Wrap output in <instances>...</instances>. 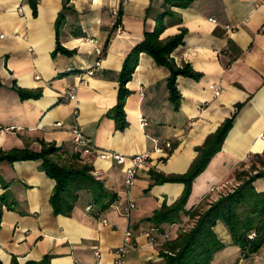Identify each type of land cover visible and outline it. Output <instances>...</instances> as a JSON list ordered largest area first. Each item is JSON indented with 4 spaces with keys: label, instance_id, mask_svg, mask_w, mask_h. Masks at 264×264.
I'll return each mask as SVG.
<instances>
[{
    "label": "crops",
    "instance_id": "0c3cea01",
    "mask_svg": "<svg viewBox=\"0 0 264 264\" xmlns=\"http://www.w3.org/2000/svg\"><path fill=\"white\" fill-rule=\"evenodd\" d=\"M164 4L165 0H0V34L5 36L0 41V153L55 146L58 155L68 159L74 153L72 130L79 128L95 151L84 156L83 163L116 197L112 204L136 205L127 218L112 206L103 210L91 193L82 191L70 215H55L50 199L56 182L43 171V162H2L3 264L46 257L50 264H96L97 253L109 264L128 229L134 236L125 264H166L167 243L191 223L184 211L202 205L218 184L235 180L243 165L247 169L241 171L254 165L262 169L251 160L264 156V0H193L186 8L166 10ZM115 7L121 13L120 32L113 26ZM167 10L161 39L184 32L183 44L171 57L180 68L190 65L200 78L177 77V104L171 98L170 69L141 53L126 84L124 120L119 123L115 110L126 60ZM98 49L102 56L96 68ZM69 91H74L75 100L67 97ZM231 118L232 128L192 182L177 222L157 226L154 217L179 203L186 188L182 182L162 179L187 174L198 151ZM109 152L125 155L126 164L96 157ZM144 153L150 158L128 188L124 170L132 165L129 158ZM253 187L264 193V178ZM215 233L225 249L213 264L264 260V246L241 260V249L233 245L223 222L217 223Z\"/></svg>",
    "mask_w": 264,
    "mask_h": 264
},
{
    "label": "trees",
    "instance_id": "16d2710c",
    "mask_svg": "<svg viewBox=\"0 0 264 264\" xmlns=\"http://www.w3.org/2000/svg\"><path fill=\"white\" fill-rule=\"evenodd\" d=\"M193 0H165L167 8H186ZM170 11H165L157 19L153 32L147 33L143 42L138 44L128 56L123 72L122 85L119 92L118 105L115 110L117 122L124 120V101L128 94L126 84L130 80L138 63L141 53H147L158 65L170 69L169 86L172 100L178 104L180 94L176 87L177 77L184 76L198 80L200 74L196 73L190 65L178 67L172 59V53L183 44L185 34L182 32L167 40H162L161 35L165 30V18ZM58 51L67 55L72 52L58 47ZM22 98L27 95L20 93ZM232 118L227 120L215 135L208 139L204 148L192 165L189 172L182 176L163 178V182H182L185 184V192L182 200L172 208L159 212L155 217L157 226L161 224L176 223L179 212L184 210V204L191 192V184L217 154L228 131L232 128ZM59 149L55 146L44 147L40 152L28 150H16L9 153H0V163H14L18 161L41 160L42 169L56 182L50 202L55 215H70L79 198V193L87 191L91 193L95 205L103 210L112 206L116 197L109 194L104 183L92 175L93 168L84 164V157L72 153L68 159H62ZM262 169L257 165L249 171L236 173L235 180L240 185L233 193L222 196L221 199L204 212L198 208L191 211H184L189 216V228L182 229L176 237L167 243V250L163 253L166 264H213L214 257L225 249V245L218 239L215 227L219 221L228 228L233 245L241 249V260L249 259L258 254L264 246V193H258L253 183L264 178V156L259 157ZM4 203L5 198L2 197ZM3 210H0V226ZM254 232L255 237L249 238ZM0 264H3L0 261ZM11 264H19L15 259ZM26 264H50L48 257L40 262H28Z\"/></svg>",
    "mask_w": 264,
    "mask_h": 264
},
{
    "label": "built area",
    "instance_id": "2783aa9c",
    "mask_svg": "<svg viewBox=\"0 0 264 264\" xmlns=\"http://www.w3.org/2000/svg\"><path fill=\"white\" fill-rule=\"evenodd\" d=\"M111 15L114 18V22H113L114 28L118 32H120L122 29L121 23H120V19H121L120 9L118 7L113 8L111 10ZM4 38L5 36L0 34V41L3 40ZM96 53L99 57L98 61L95 63V67L97 68L101 64L100 57L102 56V51L98 49L96 50ZM88 74L92 76L93 70L88 71ZM215 91H216V95L220 94L219 89H216ZM66 95L71 100L76 99V95L74 91H69L66 93ZM141 123L144 126L146 124V120L142 119ZM56 126L62 127V123H57ZM72 135H73V151L75 154H80L82 157L95 154L94 148L92 147V145L89 143V141L86 139L83 132L79 128L73 129ZM166 146L170 148L171 144L167 143ZM96 157L100 160H111L117 165H123V166L126 164L128 160V158L125 155H121L119 153H113V152L97 153ZM149 158H150V155L148 153H144L141 155H135L129 158V161H131L132 165L130 167H127L124 170V180H125L126 187L129 188L134 185L139 168L142 165L146 164ZM112 207L115 208L116 210L122 211L127 218L130 217L132 211L136 209V205L133 201H128L127 204L124 206L114 203ZM133 236H134L133 232L130 229H128L125 232L123 244L115 250L116 258L112 263H109V264H125L124 258L126 256L127 249L133 243ZM254 237H255L254 232L249 234L250 239H253ZM97 257H98V260L96 264H105L99 259L100 258L99 253H97Z\"/></svg>",
    "mask_w": 264,
    "mask_h": 264
},
{
    "label": "rangeland",
    "instance_id": "374dc122",
    "mask_svg": "<svg viewBox=\"0 0 264 264\" xmlns=\"http://www.w3.org/2000/svg\"><path fill=\"white\" fill-rule=\"evenodd\" d=\"M259 161L260 160L254 158L253 160H251V163H253V164L256 162L259 163ZM240 169L245 170L247 168H244V165H243L242 168H240ZM241 170H239L237 172H241ZM249 170H250V168H249ZM239 185H240L239 181H236V180H233L232 182L226 181V182L218 184V186H216L212 189V193L203 201V204L199 205L198 210L200 212H204V211L210 209L212 207V205H214L215 203H217L221 199L222 196L224 197L230 193H233L234 190L239 187ZM184 228L187 229L186 225L183 226V228H181L180 230H182ZM261 254H262L261 255L262 258L264 259V252H262ZM229 255L231 257V253ZM245 260H247V259H245ZM238 261H240V259ZM256 264H264V260L263 261L260 260V262L256 261Z\"/></svg>",
    "mask_w": 264,
    "mask_h": 264
}]
</instances>
